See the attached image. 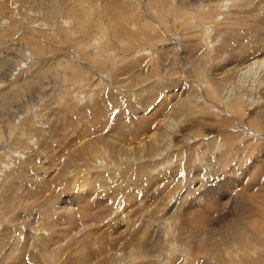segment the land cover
<instances>
[{"label": "rangeland", "instance_id": "1", "mask_svg": "<svg viewBox=\"0 0 264 264\" xmlns=\"http://www.w3.org/2000/svg\"><path fill=\"white\" fill-rule=\"evenodd\" d=\"M255 60L264 0H0V264H264Z\"/></svg>", "mask_w": 264, "mask_h": 264}, {"label": "bare ground", "instance_id": "2", "mask_svg": "<svg viewBox=\"0 0 264 264\" xmlns=\"http://www.w3.org/2000/svg\"><path fill=\"white\" fill-rule=\"evenodd\" d=\"M186 17V16H185ZM259 67V69L262 67V66H264V61L263 60H255V61H253L252 63H250V64H248L247 65V67H244V68H242V76H248V75H250L251 74V72H253V71H255V70H258V67ZM262 69V68H261ZM257 83L256 85H253V86H256V88H262L263 89V91H264V81H258L257 82V80H255V81H253V83ZM241 83V82H240ZM242 84V83H241ZM242 86V85H241ZM253 86L251 87V89L253 88ZM226 88V87H225ZM249 89V86H248V88H247V90ZM230 94V93H229ZM230 95H232V94H230ZM237 100H234V101H232V103L230 104V107L231 106H233V103H235V108H236V106H237V102H236ZM230 102H231V100H230ZM189 107V106H188ZM232 108V107H231ZM239 110H240V108H239ZM162 121H166V118L164 119V120H162ZM169 124V123H168ZM167 124V125H168ZM155 135V134H154ZM150 138H152V137H150ZM80 154V153H79ZM94 154V153H93ZM94 156V155H93ZM99 157V156H98ZM102 158V157H101ZM99 160V162L97 161V164H99L100 166L102 165L103 166V162H102V160L101 159H98ZM99 165H97V167L99 166ZM103 173V172H102ZM105 173V172H104ZM101 174V173H100ZM91 176V178H89ZM86 178V180H88L90 183H91V181H93L92 179L93 178H98V179H100V181L101 182H97V183H95V185H97V184H99V183H101V187L103 186V185H105L106 187L105 188H103L104 190H108V189H111V187H109L108 185V183H106L105 181H109L110 179L108 178V177H106V178H104V182H102V177L101 176H99V175H92V173H90V172H88V175L85 177ZM76 182V181H75ZM77 183V182H76ZM83 185L84 186H86V183L85 182H83ZM101 187H98V188H101ZM97 188V189H98ZM110 192H112V190H109ZM76 198V197H75ZM86 199H87V197H86ZM77 200L80 202V201H84L85 200V195L82 197V196H80V197H77ZM73 201V200H72ZM76 201V200H75ZM71 202V200L69 199L68 200V204ZM72 203V202H71ZM74 203V202H73ZM78 203V202H77ZM66 204V203H65ZM79 205V204H78ZM65 206V205H64ZM72 207V206H71ZM70 211V210H69ZM67 219V218H66ZM119 224V223H118ZM53 227V226H52ZM117 228H119V227H114V234L115 235H113V237H115L114 239H116V240H118V241H120V244H121V240L123 239V241H124V238H125V233L123 234V228H121V229H119V230H117V231H115V229H117ZM44 232V231H43ZM116 232V233H115ZM32 236V235H31ZM124 236V237H123ZM127 236V235H126ZM128 237L130 238V234L128 235ZM127 237V238H128ZM40 238V237H39ZM119 238V239H118ZM43 241V240H42ZM127 241H128V239H127ZM132 243H133V241H132ZM118 254V253H117ZM122 257V256H121Z\"/></svg>", "mask_w": 264, "mask_h": 264}]
</instances>
